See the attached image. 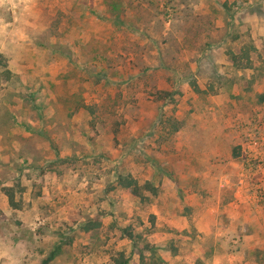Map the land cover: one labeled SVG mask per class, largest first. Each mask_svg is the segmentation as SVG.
<instances>
[{
	"label": "rangeland",
	"instance_id": "1",
	"mask_svg": "<svg viewBox=\"0 0 264 264\" xmlns=\"http://www.w3.org/2000/svg\"><path fill=\"white\" fill-rule=\"evenodd\" d=\"M121 257L264 264V0H0V264Z\"/></svg>",
	"mask_w": 264,
	"mask_h": 264
},
{
	"label": "trees",
	"instance_id": "2",
	"mask_svg": "<svg viewBox=\"0 0 264 264\" xmlns=\"http://www.w3.org/2000/svg\"><path fill=\"white\" fill-rule=\"evenodd\" d=\"M118 181L121 183V185L124 188H129L131 190L132 194H134L136 196L138 194H140V192H139L140 187H138V184L136 181H134L132 179H128L127 177L123 178L121 176H118ZM123 232H124L122 235L123 238H126L128 241H132V242L135 241V239H136L135 237H137V236L134 235L132 233V231H130L128 228H125ZM138 254H140L139 257L142 256L141 250H139V249H138ZM51 257H53V255L49 256V258H51ZM116 262H117V264H127L128 263L127 259H124L123 257L118 259ZM45 263H46V260L43 262V264H45Z\"/></svg>",
	"mask_w": 264,
	"mask_h": 264
}]
</instances>
